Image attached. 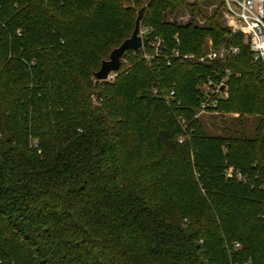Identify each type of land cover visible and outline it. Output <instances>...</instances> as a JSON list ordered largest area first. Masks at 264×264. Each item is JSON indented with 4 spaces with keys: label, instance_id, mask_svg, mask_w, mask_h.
Segmentation results:
<instances>
[{
    "label": "trees",
    "instance_id": "trees-1",
    "mask_svg": "<svg viewBox=\"0 0 264 264\" xmlns=\"http://www.w3.org/2000/svg\"><path fill=\"white\" fill-rule=\"evenodd\" d=\"M181 6L0 0V264H264V66L215 15L164 21ZM142 8L168 64L129 50L94 81ZM222 47L239 53L171 58ZM225 70L214 134L194 115Z\"/></svg>",
    "mask_w": 264,
    "mask_h": 264
},
{
    "label": "built area",
    "instance_id": "built-area-1",
    "mask_svg": "<svg viewBox=\"0 0 264 264\" xmlns=\"http://www.w3.org/2000/svg\"><path fill=\"white\" fill-rule=\"evenodd\" d=\"M222 4L223 11L226 17L232 22V32L239 33L247 37L249 50L253 53V60H260L264 66V0H219ZM150 29L140 28L139 35L147 39ZM153 52L155 57H163L167 64L169 56L162 54L164 49L163 41L159 37H154L151 41L147 40L145 47ZM140 49V50H141ZM239 49L237 47H222L218 50L211 48L202 56L195 57L194 55H180L174 51L171 58H181L183 60H196L199 63L212 62H226L238 55ZM143 58L150 61L152 56L143 53ZM116 73H112L108 81H113ZM230 72L225 70L224 76L219 79H212L209 76L203 77V84L201 87V94L199 98V108L197 116L204 113L214 112L218 102L226 97L225 82L229 77ZM174 91L170 90L165 97L167 100L174 97ZM181 139H179V143Z\"/></svg>",
    "mask_w": 264,
    "mask_h": 264
},
{
    "label": "rangeland",
    "instance_id": "rangeland-1",
    "mask_svg": "<svg viewBox=\"0 0 264 264\" xmlns=\"http://www.w3.org/2000/svg\"><path fill=\"white\" fill-rule=\"evenodd\" d=\"M216 16L217 21L221 24L222 27H225L228 32L233 34H239L232 32V22L228 17L225 16L222 4L219 0H187V6H181L173 13L167 12L163 15L164 21L171 24H176L179 26H185L187 24H194L195 26L202 27L206 24V19ZM144 28L141 27V30ZM208 47L211 46V42H208ZM198 110L196 111L194 118L200 120L207 130L211 133L217 134V131L212 128V125L215 124L218 126V121L220 115L218 112H208L200 116H197ZM225 118H238V114H226ZM247 131L252 130L253 118H248ZM218 120V121H217ZM183 138H181V141ZM232 168H227L225 170V176H232Z\"/></svg>",
    "mask_w": 264,
    "mask_h": 264
},
{
    "label": "water",
    "instance_id": "water-1",
    "mask_svg": "<svg viewBox=\"0 0 264 264\" xmlns=\"http://www.w3.org/2000/svg\"><path fill=\"white\" fill-rule=\"evenodd\" d=\"M143 8L137 11V19L135 23V29L130 38L125 40L119 47L115 48L108 60L102 62L101 67L98 71L94 72V81H108L110 75L120 70L122 65V57L129 51H139L142 47L147 45V39L142 38L140 33L141 20L143 17Z\"/></svg>",
    "mask_w": 264,
    "mask_h": 264
}]
</instances>
